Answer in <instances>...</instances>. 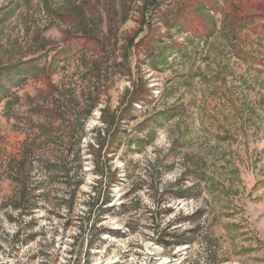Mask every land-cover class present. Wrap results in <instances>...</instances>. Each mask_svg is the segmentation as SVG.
I'll return each instance as SVG.
<instances>
[{
  "label": "rangeland",
  "instance_id": "1",
  "mask_svg": "<svg viewBox=\"0 0 264 264\" xmlns=\"http://www.w3.org/2000/svg\"><path fill=\"white\" fill-rule=\"evenodd\" d=\"M247 3L0 0V264H264Z\"/></svg>",
  "mask_w": 264,
  "mask_h": 264
},
{
  "label": "trees",
  "instance_id": "2",
  "mask_svg": "<svg viewBox=\"0 0 264 264\" xmlns=\"http://www.w3.org/2000/svg\"><path fill=\"white\" fill-rule=\"evenodd\" d=\"M222 1L227 6V9L222 13L224 21H233V22H235V21H242L243 19H250L252 17L255 18V17H258V16H262V15H258V14H261L260 13L261 9H258V12H255L256 9L254 11H248L247 10V7L249 6L248 3H247L248 0H222ZM192 27L197 28V24L193 23ZM139 33H136V35H138ZM136 35L130 39L131 43L134 42V40L136 38ZM104 170H106V167L104 168L102 166V168L99 169V171H97V173L101 177H103L104 175H106V172ZM112 176H114V172H113ZM81 182L82 181H78L76 183V187H79L81 185ZM96 200H97V202L99 201L97 199V197L94 196L92 198V201L89 202V204H90L89 205V212L86 213V215L84 217H82V220H81V222L84 225H86V223L91 219V217L93 215L92 214V207L95 205ZM73 202H74V196H71V198L68 201V208L71 207ZM126 205H127V203H124V205H122V207H127ZM195 213H198V211L195 212ZM185 243H190V242L186 241V240H181V241H179V242H177L175 244L180 245V244H185ZM161 244L164 247L166 245V243L164 241Z\"/></svg>",
  "mask_w": 264,
  "mask_h": 264
},
{
  "label": "bare ground",
  "instance_id": "3",
  "mask_svg": "<svg viewBox=\"0 0 264 264\" xmlns=\"http://www.w3.org/2000/svg\"><path fill=\"white\" fill-rule=\"evenodd\" d=\"M161 264H164V263H161Z\"/></svg>",
  "mask_w": 264,
  "mask_h": 264
}]
</instances>
